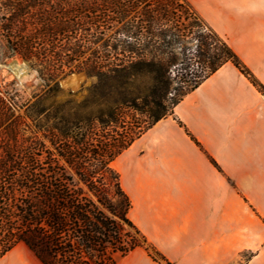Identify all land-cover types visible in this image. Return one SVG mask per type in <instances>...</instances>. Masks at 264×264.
I'll return each mask as SVG.
<instances>
[{
    "label": "trees",
    "instance_id": "1",
    "mask_svg": "<svg viewBox=\"0 0 264 264\" xmlns=\"http://www.w3.org/2000/svg\"><path fill=\"white\" fill-rule=\"evenodd\" d=\"M137 4L142 7L140 26L132 21L121 25ZM183 5L179 0H0L3 59L35 60L46 82L65 70L83 71L104 87L99 99L81 110L51 112L53 104L44 101L56 97L57 83L33 103L9 95L0 84V261L23 245L40 264H116L142 248L152 260L170 264L130 221L131 203L114 161L227 63L264 96V87L216 33L202 32L198 18L186 10L185 21L191 22L182 23L178 13ZM138 33L140 63L151 76L145 102L161 106L171 91L176 95L168 113L149 111L152 122L143 128L139 119L128 117V111L140 113L128 94L139 76L129 70L135 64L126 66L118 57L117 64L109 63L112 53L107 54L108 48L116 53L118 47L134 54ZM127 35L135 41L123 39ZM190 35L198 43L195 56L173 68L177 73L171 79L176 63L172 46ZM99 42L102 53L94 50L84 57ZM166 55L171 59L165 60ZM93 104L99 109L89 111Z\"/></svg>",
    "mask_w": 264,
    "mask_h": 264
},
{
    "label": "crops",
    "instance_id": "2",
    "mask_svg": "<svg viewBox=\"0 0 264 264\" xmlns=\"http://www.w3.org/2000/svg\"><path fill=\"white\" fill-rule=\"evenodd\" d=\"M264 87V0H186ZM130 221L170 264H264V96L230 63L119 157ZM137 250L116 264H159Z\"/></svg>",
    "mask_w": 264,
    "mask_h": 264
},
{
    "label": "rangeland",
    "instance_id": "3",
    "mask_svg": "<svg viewBox=\"0 0 264 264\" xmlns=\"http://www.w3.org/2000/svg\"><path fill=\"white\" fill-rule=\"evenodd\" d=\"M156 1V0H149ZM160 1V0H158ZM183 1L179 0V4L183 5ZM122 5H128L127 2L122 3ZM136 7L131 9L128 13V16L123 20L122 24L128 23L130 21L140 26L142 17H140L141 6L140 4L135 5ZM184 6V5H183ZM184 10L188 11L189 14L194 12L190 7L184 6L183 9H180L178 15L182 16V23L187 25L190 23V20L185 21L186 16L183 14ZM195 15V14H194ZM196 18H198L195 15ZM165 24L167 22H164ZM198 23L201 26L202 32L209 34L210 29L198 19ZM118 26L117 28L121 27ZM116 30V29H115ZM114 30V31H115ZM197 29H194L196 31ZM112 31V32H114ZM110 32L109 34H111ZM107 34L105 38L109 36ZM133 43L135 40L132 38V35L124 36L123 39ZM137 39L136 47L134 48V54H130L128 51L122 53L121 47H118L116 53L110 48H108V53H112L110 56L109 63H116L115 59L125 60V65L130 66L129 63L133 62L135 65L129 69L130 71H136L139 73V76L133 80L131 86L128 89V94L130 97L136 99L137 109L140 110V113L136 114L133 111H128V117H136L137 123H140V127H147L151 122L152 118L150 117L149 111H153L158 114L168 113L172 109V101L175 93L171 91V94L168 95L169 100L162 102L161 106H156L154 104H147L145 102V97L149 95L151 90V76L147 73V68L144 64L140 63V33L135 36ZM99 42L97 45L93 46L89 52L84 57H87L92 51L96 50L99 54L102 53ZM210 43V42H208ZM5 42L0 35V84L4 92L9 93V95L19 96L22 101H30V103L35 102L39 98L45 96L49 89L57 83L59 86V91L56 97L52 100L45 99V105L53 104V107L50 109L53 112L56 108H63L64 111H75L81 110V108L86 103H95L99 99V94L103 91L102 84H99L94 77H87L86 74L81 71L79 73L67 74L68 70H65L63 75H60L53 82H46L41 74L40 67L36 65L35 60L31 63L23 61L21 59H3L2 55L5 53ZM198 43L192 40V35L188 36L184 42H180L178 45L172 46V49L175 52L176 63L174 67H171V79H173L174 74L177 73L173 68L180 69L181 63L185 61V58H191L195 56V51L197 50ZM210 54L214 53L215 46L212 45L209 47ZM133 49V48H132ZM117 54V55H116ZM123 54V55H121ZM125 57V59H124ZM151 55H148L146 58L149 59ZM171 56H164L165 60H169ZM105 60V59H104ZM80 62V61H79ZM108 62H106L107 64ZM117 64V63H116ZM197 66V65H196ZM197 69V67H194ZM178 80L172 83L171 90L177 86ZM89 109L96 111L99 109L95 104L91 105ZM23 112H19L22 115ZM134 122V121H130ZM114 169L118 172L120 168V158L116 159L113 163ZM140 251L148 254L143 248L137 250V254L140 255ZM159 264H164L163 262L158 261ZM0 264H40L34 255L23 245H18L10 253H8L1 261Z\"/></svg>",
    "mask_w": 264,
    "mask_h": 264
}]
</instances>
